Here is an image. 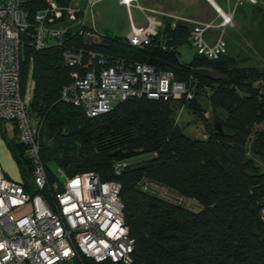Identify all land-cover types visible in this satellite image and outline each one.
I'll use <instances>...</instances> for the list:
<instances>
[{
  "label": "trees",
  "instance_id": "1",
  "mask_svg": "<svg viewBox=\"0 0 264 264\" xmlns=\"http://www.w3.org/2000/svg\"><path fill=\"white\" fill-rule=\"evenodd\" d=\"M189 31L187 24L172 27L167 20L142 48L119 37L103 36L98 44L69 39L75 48L102 53L111 62L158 59L166 63L155 66L158 70L172 71L193 93L192 101L130 99L93 118L61 101L71 73L61 49L23 47L21 93L30 77L34 87L28 109L42 120L37 140L48 179L43 195L55 192L54 169L67 178L92 172L118 183L124 223L135 242L131 264H264V173L247 156L250 151L264 164V128L252 133L264 123V93L255 86L264 71L243 67L227 54L218 60L194 54L189 63L180 62L176 48L188 43ZM198 88L209 92L212 113L223 112L217 125L206 127L205 140L185 136L174 118L176 108L185 105L202 114L195 101ZM0 137L19 166L25 192L35 194L32 166L15 127L12 140L1 129ZM123 161L132 164L115 174L113 162ZM144 182L190 200L198 211L144 192ZM79 264L99 263L81 257Z\"/></svg>",
  "mask_w": 264,
  "mask_h": 264
},
{
  "label": "built area",
  "instance_id": "2",
  "mask_svg": "<svg viewBox=\"0 0 264 264\" xmlns=\"http://www.w3.org/2000/svg\"><path fill=\"white\" fill-rule=\"evenodd\" d=\"M101 1L0 0V122L14 123L16 139L25 147L32 166L36 191L33 195L25 192L22 184L7 179L0 169V264H79L81 257L99 264L132 263L135 242L124 223L118 183L102 181L92 172L67 178L58 170L62 182L54 184L55 192L49 198L44 197L48 179L37 140L42 120L28 109L34 87L30 77L24 94L20 88L23 47L39 51L53 46L61 49L63 63L71 70L61 101L81 108L88 118L106 114L130 99L193 100L187 83L176 80L172 71L158 70L148 63L111 62L102 53L68 43L86 35L100 42L103 35L88 23H94L91 8ZM137 2L117 0L128 13L130 33L126 40L130 46L150 45V38L163 27L155 17L159 15L172 27L177 23L190 26L188 44L197 56L218 60L227 54L223 34L213 45L206 42L205 34L215 27H232V13L219 12L221 22L214 26L137 5L145 23L135 26L130 8ZM86 3L89 11L84 10ZM243 3L254 5L256 1L236 0V5ZM131 164L114 162L112 168L118 175ZM141 188L179 206L189 202L156 183L144 182Z\"/></svg>",
  "mask_w": 264,
  "mask_h": 264
},
{
  "label": "rangeland",
  "instance_id": "3",
  "mask_svg": "<svg viewBox=\"0 0 264 264\" xmlns=\"http://www.w3.org/2000/svg\"><path fill=\"white\" fill-rule=\"evenodd\" d=\"M152 4L153 3H151V0H139L137 3H133L131 5L130 15L135 26H141L145 23V18L141 15L140 11L137 8V5L144 8H150L152 7ZM84 10H90V8H88V3L85 4ZM91 12L95 17V21L93 24L88 23V26L90 28L94 27L101 35L105 37H119L125 39L126 36L130 33L127 10L125 7L119 6L117 0H103L95 4L91 8ZM81 16H83V14ZM87 18L91 19L90 12H88ZM252 27V24L244 23L242 26V30L236 29L234 31V35L237 37L240 43L246 44L248 42L249 35H245L244 33ZM208 33L211 34L212 30H210ZM247 45H250L249 42L247 43ZM177 52L179 55V61L182 63H189L193 59L195 54L193 48H191L189 45L179 46L177 48ZM245 52L247 58H245L244 61L246 63L242 62V59H244L243 56H237L235 58L240 61V65L243 67H255L260 71H264V56H256L257 53H254L249 49H247V51ZM255 86L259 87L264 93V79L258 80V82L255 83ZM197 92V95H195V101L199 106V112L202 114L198 115L197 113L193 112V110L188 109V106L185 105L181 106L180 108H176L174 118L175 124L180 127L182 133L185 136L190 139L205 140L208 135V133L206 132V127L208 126V124L217 125L220 121L218 115L223 116V112L220 110L216 111V113L211 112L208 102L209 92L207 90L204 91L201 90V88H198ZM14 127L15 125L12 122L0 123V129L4 133V138L6 140H12L14 138ZM263 128L264 123L259 127H255L252 133ZM251 137L247 144L248 148L251 142ZM247 156L254 161V164L259 168V171L261 173H264V164L259 159L254 157L250 151L247 152ZM0 168L3 172L5 171L7 173V176L10 178V180L18 183L21 179L19 166L14 160L11 151L8 149L3 139H1L0 143ZM22 170L24 179L29 181L28 170L25 165H22ZM53 171L58 177V183H61L62 179L59 178V175L57 174L58 170L54 169ZM157 185L160 186V184ZM168 191L170 192V190ZM171 193L175 192L171 191ZM188 201L189 202H187L183 207L187 208L190 211L197 212L199 209L198 206H195L194 203L190 204V200Z\"/></svg>",
  "mask_w": 264,
  "mask_h": 264
},
{
  "label": "crops",
  "instance_id": "4",
  "mask_svg": "<svg viewBox=\"0 0 264 264\" xmlns=\"http://www.w3.org/2000/svg\"><path fill=\"white\" fill-rule=\"evenodd\" d=\"M255 1L256 4L254 5L249 3L236 5V0H151V3H153L152 7L146 9L155 10L173 17L208 22L212 23L214 26H219L221 22L219 12L232 13L233 26H227L226 28L215 27L210 29L212 30V33H208L210 31L208 30L205 34V40L209 45H213L218 36L223 34L227 46V55L234 58L237 56H243L244 59H242V62L246 63L244 60L247 58V55L245 54L247 49L257 53L256 56H264V0ZM155 17L162 21V24L167 21L159 15H156ZM244 23H249L253 26L244 33L245 35H249V46L247 45L248 42L246 44L240 43L234 35L236 29L242 30ZM183 45L189 44L186 43ZM2 173L10 180L5 171H2ZM20 176L21 179L18 183L23 185L24 180L21 173Z\"/></svg>",
  "mask_w": 264,
  "mask_h": 264
},
{
  "label": "water",
  "instance_id": "5",
  "mask_svg": "<svg viewBox=\"0 0 264 264\" xmlns=\"http://www.w3.org/2000/svg\"><path fill=\"white\" fill-rule=\"evenodd\" d=\"M96 38L95 37H92V36H84L83 38V43L84 44H98L99 42H96L95 41ZM149 65H152V66H165L166 63L158 60V59H149L148 62H147ZM219 130H221V128H219Z\"/></svg>",
  "mask_w": 264,
  "mask_h": 264
}]
</instances>
